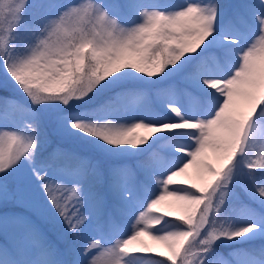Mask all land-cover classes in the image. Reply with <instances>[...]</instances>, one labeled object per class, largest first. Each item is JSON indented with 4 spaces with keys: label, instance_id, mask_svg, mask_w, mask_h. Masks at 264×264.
I'll return each instance as SVG.
<instances>
[{
    "label": "snow or ice",
    "instance_id": "obj_1",
    "mask_svg": "<svg viewBox=\"0 0 264 264\" xmlns=\"http://www.w3.org/2000/svg\"><path fill=\"white\" fill-rule=\"evenodd\" d=\"M0 73V264H264V0H0Z\"/></svg>",
    "mask_w": 264,
    "mask_h": 264
},
{
    "label": "rangeland",
    "instance_id": "obj_2",
    "mask_svg": "<svg viewBox=\"0 0 264 264\" xmlns=\"http://www.w3.org/2000/svg\"><path fill=\"white\" fill-rule=\"evenodd\" d=\"M164 2L172 3V4H180V3L185 2V0H164ZM225 2L230 3V4H235V3H239L240 0H225ZM0 77H2V73H0ZM169 84H168V86H169ZM167 87H163V86L150 87V88H146L145 87V90H146V93H147V101H146V103L147 104H150V105H154V103H155V101L157 99V93L160 92V91L165 90ZM7 89H8V91L10 93H12V95H16L19 99L24 100L25 102H27L26 101V98L23 96V94L22 93H19L10 84L7 85ZM61 140L62 141H65L66 139H61V138L53 135L52 136V143L50 145H48V147H50V149L52 150V148H54V147L57 146V142H59ZM110 163H108V167L110 166ZM101 170L102 171H106L104 169H101ZM190 171H191V169H190ZM97 186L98 187H102V184H98ZM14 206H17V207H25V208L26 207L27 208H32L33 209L32 212L34 213L35 216L32 215V214H30V213H28V212H26V211H24V210H21V209H11L10 208V207H14ZM0 208H5L6 209V210L0 209V216H2L6 212L9 213V214L19 213V214H22L24 216L30 217L33 221H35V223L40 228H42V229L45 230V228L42 226V223L41 222L42 221L45 222V223H47V222L42 217L39 216V214L36 211V209L27 201V199L21 200V201H12L7 206H4L3 204H0ZM36 216L38 218H36ZM143 239L146 240V241H148L149 244H152L158 250H163L162 246L158 242L153 241L150 237L144 236ZM3 242H4V239H3V236L1 235L0 243H3ZM240 246L243 247V245H240ZM220 251L223 252V253H225V255H227V253L229 251H231V249L221 248ZM143 259H144L143 257L134 256V257H132V262H133V264H143Z\"/></svg>",
    "mask_w": 264,
    "mask_h": 264
},
{
    "label": "trees",
    "instance_id": "obj_3",
    "mask_svg": "<svg viewBox=\"0 0 264 264\" xmlns=\"http://www.w3.org/2000/svg\"><path fill=\"white\" fill-rule=\"evenodd\" d=\"M169 83L170 82H165L163 84H150V85H146L145 87L146 88L157 87V86L167 87ZM5 94H11L12 95V93H10L8 90H7V92H4V91L0 90V95H5ZM57 144H59L61 147L67 148L69 150L79 151V152H81L82 154H85V155H91L94 160H97L99 162V166H100L101 169L107 170L108 163L111 162V161L107 160L104 157L98 156L95 153H91L84 144L79 143V142H74V141H71V140H65V141L61 140V141L57 142ZM48 150L51 151L50 147H48ZM10 208L11 209H21V210H24V211L34 215V213L32 212V210H33L32 208L17 207V206L10 207ZM0 209L6 210L5 208H0ZM36 218H38V217L36 216ZM41 223H42V226L45 228L46 232L49 233V236L51 238L55 239V233L52 230V225H50L49 223L47 224V223H45L43 221ZM0 238H1V235H0ZM254 243L259 245V244L262 243V241L257 240ZM248 246L249 245H243V247H248Z\"/></svg>",
    "mask_w": 264,
    "mask_h": 264
}]
</instances>
